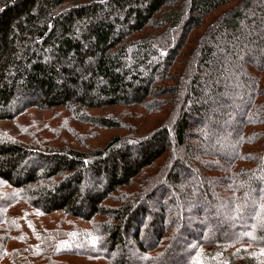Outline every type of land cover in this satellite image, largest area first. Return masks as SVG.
Segmentation results:
<instances>
[{
    "label": "trees",
    "instance_id": "16d2710c",
    "mask_svg": "<svg viewBox=\"0 0 264 264\" xmlns=\"http://www.w3.org/2000/svg\"><path fill=\"white\" fill-rule=\"evenodd\" d=\"M249 47L254 51L245 62L233 56ZM221 58L224 66L218 64ZM230 61L244 64L247 72L250 101H241L240 121L233 119L230 105L225 118L213 110L215 99L227 105L225 99L236 94L228 91L224 73ZM205 92L210 104L200 102L206 101ZM33 111L58 116V123L50 125L55 128L71 119L73 125L126 134L92 147L78 141L77 148L66 142L31 148L27 142L4 141L7 136L0 131V180L9 188L0 187V229L20 234V239L1 234L19 248L7 250L11 241L0 244L6 251L0 264H13L12 258L20 264H71L61 260L70 256L124 264L125 253L116 263L105 250L119 244L126 248L125 235L144 264H168L179 258L183 246L176 234L172 246L161 252L172 225L180 223L179 235L188 225L177 214L167 221L165 202L174 206L178 201L162 182L146 188L139 184L146 172L157 169L175 147L184 149L177 159L169 157L173 168L164 169L174 193L193 208L216 202L214 174L228 171V181L246 182L251 197L241 200L250 206L259 187L253 176L264 174V131L258 129L264 128V0H0V123ZM212 119L221 134L226 119L238 124L229 138L235 145L232 157L223 159L227 167L213 163L219 157H211L203 145L209 137L203 121ZM20 165L28 168L16 179L12 173ZM180 172L202 175L204 187L186 186ZM87 179L103 184L86 193L82 205L78 196ZM221 183L228 193V185ZM158 194L160 211L149 212L146 202ZM231 194L222 196L232 203ZM261 201L264 197L258 207ZM24 205L44 217L62 213L79 228L90 223L93 230H69L70 220H61L64 227L37 233L38 246L20 232L31 223L18 217H26ZM237 230L241 235L226 241L198 239L197 248L212 251L199 252L188 244L180 264H259L252 255L239 257L235 249L238 243L264 248V242L253 239L256 228ZM153 234L155 239L146 242ZM55 241H64L58 246L65 248L54 249Z\"/></svg>",
    "mask_w": 264,
    "mask_h": 264
},
{
    "label": "rangeland",
    "instance_id": "374dc122",
    "mask_svg": "<svg viewBox=\"0 0 264 264\" xmlns=\"http://www.w3.org/2000/svg\"><path fill=\"white\" fill-rule=\"evenodd\" d=\"M254 51L253 47L247 48V50L237 51L238 60L241 62H245V56L250 55ZM243 53L245 55L243 56ZM260 53V52H259ZM237 60V61H238ZM245 60V61H244ZM233 61V60H232ZM218 64L220 66H224L226 62L221 58L218 60ZM244 64H235V62H231L229 64V67L226 68L225 76L226 83H227V89L228 91H232L233 93L236 92V94L229 96L231 100L228 98L225 99L226 103L230 101L227 105H225L224 101H213V110H215L219 116H222L223 118L226 117L225 113L228 110V105L235 111V115L233 117L234 120L240 121V116L242 115V111L240 112V108H242V102L245 101L244 104L249 100L250 97V91L249 86H247L246 83H244V79L247 78V72L245 68L243 67ZM202 78L205 80L207 77L202 76ZM189 89V88H188ZM247 93V95H246ZM204 98L206 101H200L205 104H210L212 97L209 95V92H205ZM214 98V97H213ZM245 98V100H244ZM141 111L143 109L141 108ZM105 113H93L94 116L97 115H103ZM227 114V113H226ZM66 117V116H65ZM65 117H63L65 119ZM59 117L55 116L54 113H41L37 111H33L30 114L23 115L16 120L13 121H7L4 123H0V131L3 132L7 136L4 141L8 142H21V143H28V145L31 148L39 147V145H45V143H50V146H52L51 143L55 145H61V142H66L70 144V146H75L76 148L81 145L92 147L95 145H98L100 143H103L104 140L108 143L112 138H114L117 135L124 136L126 132L124 130H111V131H101L94 129L93 127L89 126H82V125H73L71 122V119H66L68 121L66 127L62 126L59 128H55L50 126L52 123L57 122ZM232 120V121H234ZM230 122L226 119L224 123H220L222 125V129L224 130V133L221 134L220 131L217 129L214 124V121L212 119V122L203 121V126L207 127L206 131H208L209 137L206 140V142H203L204 148H206L208 153H212L210 156H218L219 159H216L213 161V163H222L224 164V160H228L232 157L233 149H234V142H232L229 138L232 135L233 127H235L236 122ZM48 127L50 129H48ZM260 131H264V128H258ZM195 130H198L197 127H195ZM194 131V130H193ZM80 141V144L78 143ZM191 145L196 144L192 141H190ZM79 144V145H78ZM264 143H262L263 146ZM27 145V146H28ZM49 145V144H48ZM262 146L260 151L263 152L264 148L262 149ZM258 147V148H260ZM175 147V149L171 150V153L169 154L167 158H162L158 162L157 169L149 170L146 173H149V175H145V179H141L139 181V184H142L144 188L148 187L152 184H157L159 182H162L165 184V190H168L167 192H172L173 198L178 201L177 205H170L169 203L165 202L164 205L165 214L167 217V221L175 214L176 217L179 215V220H182V223L184 225H188L187 230H185V233L179 235L177 233L179 229L180 223L172 225V231L167 235L168 241L164 244V248L161 250V252L167 250V248H170L172 244L175 242V236L176 234L178 237L182 238V248L179 255V258H175V260H171L168 264H180L181 262H184L185 255H186V246L190 244L192 245L191 248H197V245L200 244L198 239H205L211 242L214 241H226L230 238H236L240 236L241 234L237 233L238 228H245L248 226L253 225L255 230V235H253V239L257 240L259 242H264V202L261 201L260 206H257V201H259L262 197H264V174L253 176L257 181L259 182V187L256 188L252 194L253 203L249 206L247 204H244V202L241 199H249L248 197H251L250 190L248 189V186L245 181H239L237 179L231 181V172L228 171V175L226 173H215L214 175L217 176L218 183L214 181L215 189L214 192L216 193L215 201L213 202L211 200L202 202L200 205H198V208L190 207L189 204H186V202L182 201L181 194L179 192L174 193V190L176 187L168 182L167 180V169L165 170V166L169 168V166L175 164V162L172 159V162L169 161V157L177 159L178 155L183 153L184 149ZM134 153V152H133ZM215 154V155H214ZM173 155V156H172ZM177 156V157H176ZM171 160V159H170ZM225 167H227V164H224ZM21 166V165H20ZM18 166L17 168H14V172L12 173V176L14 178H21L23 177V173L28 168L27 165ZM32 167V166H30ZM247 169V165L242 164V168ZM181 173V179L182 183H186V186L192 184L194 186V189L197 190L198 188H203L202 183L204 179L202 178V175L198 174H183ZM210 172H208L209 174ZM226 174V175H224ZM226 178V181H222V179ZM151 178H154L153 180ZM226 183L228 185V193L232 191L233 187V193L231 195H234V198H232V203L228 200L227 197H224L222 195H228V193L223 192L222 183ZM99 183V182H98ZM92 181L91 179H87L81 187V191L78 196V202L80 204L84 205L86 202V193H90V191L98 190L100 189L101 185L103 184L100 182L99 184ZM0 187H3L5 189H9L2 181L0 180ZM143 188V189H144ZM177 188L180 189V191H183V186L177 185ZM2 192V191H1ZM160 198L161 194H158L157 196L153 197L150 201L146 202V205L148 207L149 212H158L160 211ZM27 199V197L25 198ZM235 199V200H234ZM26 202V200H21L20 202ZM26 204H28L26 202ZM164 204V203H163ZM163 208V206H162ZM23 209L25 211L26 217L18 216L23 221L27 220L30 221L29 228L31 231H29V228L24 226V229L20 230L21 233H25L28 235V239H34L37 241L38 246L41 245V242L37 239V233H48L44 229H59L65 226L64 222H60L61 220L68 221L70 220V224L67 225V229H78V231L84 232L86 234H89L93 229V225L90 223L87 224H80L83 226V228H79L76 224L75 220L69 219L64 214L59 213L55 214L51 217H44L40 215L38 212L33 211L29 205H24ZM159 209V210H158ZM167 210V211H166ZM184 214V216H180L181 214ZM186 214V217H185ZM17 217V218H18ZM152 218V217H151ZM103 219L97 218L96 222H102ZM17 223V220H16ZM250 223V225H249ZM246 230V229H245ZM248 230V229H247ZM246 230V231H247ZM4 234L8 236H12L15 239H20L17 237H20L19 232L16 233V231H11L10 227H3L0 229V244L3 246L4 242L11 241L9 244V248L7 250L13 251L12 249H18L19 245L14 241V239H11L10 237L6 236L4 238H1ZM260 235H262L260 237ZM73 236V235H71ZM70 236V237H71ZM147 237L144 236V238ZM148 243H151L153 239H155L154 234L148 236ZM90 238V237H88ZM126 242L128 243L127 247L125 248L122 245H118L114 249H111L109 247H106V252H110L111 260L112 262L116 261L118 263V259L122 258L123 253H125V258H123L124 264H144V258H141L139 256V253L137 249L131 244L133 243L130 237L125 235ZM95 239V238H94ZM66 241V240H64ZM60 241V242H64ZM60 242L55 241L54 243V249L63 250L65 247L61 246V249L59 248L58 244ZM132 242V243H131ZM217 243V242H216ZM0 245V259L5 254V249H2V246ZM244 243H238L236 244V248L238 250L239 257L242 258H250L245 257L248 254L252 255L251 257L255 258L257 263L264 264V248H253L251 246H244ZM15 246V247H14ZM77 246V245H76ZM242 247V249H239V247ZM218 250L219 246H212ZM190 248V247H189ZM199 249V252L204 251H212L213 248H210L209 246H204L197 248ZM124 251V252H123ZM108 252V253H109ZM162 254V253H161ZM113 257V258H112ZM3 259V258H2ZM1 259V260H2ZM241 259V258H240ZM0 260V261H1ZM64 262L71 263V264H100V263H89L87 260H83V258L79 257H65L61 259ZM4 261L7 262V259ZM13 264H20L18 260L13 259ZM161 260H158L154 262L153 264H158ZM10 262V261H9Z\"/></svg>",
    "mask_w": 264,
    "mask_h": 264
}]
</instances>
